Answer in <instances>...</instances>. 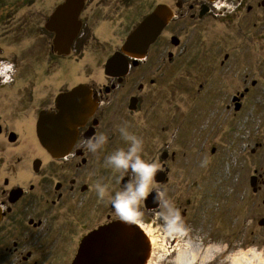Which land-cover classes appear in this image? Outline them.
<instances>
[{"label": "rangeland", "instance_id": "374dc122", "mask_svg": "<svg viewBox=\"0 0 264 264\" xmlns=\"http://www.w3.org/2000/svg\"><path fill=\"white\" fill-rule=\"evenodd\" d=\"M100 1L103 4L101 11L91 10L93 15L105 19L103 24L113 25L116 32L123 27L128 31L136 26L140 17H135L138 14L135 9L140 1L147 10L156 3V0H130L132 5L122 8L119 0ZM161 1L172 4L168 0H158ZM62 2L35 0L23 4L15 11L14 19L17 21L19 15L34 13L47 17L55 5ZM116 2V8L126 12L121 20L118 16L122 12H115ZM186 6L182 8L185 10ZM87 10L84 13L90 12ZM256 10L253 16L238 13L228 19L216 14L203 20H186L179 28L172 24L154 47L156 54L145 70H148V80H155V85L151 96L148 95V102L142 106L144 117L139 123L140 136L133 137L140 141L139 158L157 167L164 164L167 172L166 180L160 184L163 188L160 212L147 222L141 221L150 226L156 238L155 244L149 245L145 264H177L178 249L189 250L194 245L200 250L210 246L220 250L214 254L211 264H228L225 262L227 257L239 251L247 252L250 243L247 224L249 219L256 218L255 210L260 203L249 185L252 171L262 168L264 179V10ZM24 16L21 17L24 22L30 23L31 19ZM170 33L177 36L180 46L171 47ZM107 38L102 39L107 41ZM118 38L119 41L121 37ZM49 41L51 38L45 34L44 42ZM169 50L176 58L167 68L164 63ZM94 55L88 50L86 59L94 62L88 68L70 57H59L54 93L67 90L87 77L89 83L97 81L101 69L95 68L97 57ZM244 88L248 92L243 109L238 113L232 105L227 109L232 94L243 92ZM139 118L135 116L132 123L128 121L127 127L134 125L136 128ZM20 130L25 135L23 148L32 146L30 151H37L32 138L33 127ZM20 137L16 144L0 138V187L7 171L13 172L21 166L15 160L18 154L22 155L19 153ZM131 144L129 140L127 150ZM253 148L254 152L251 151ZM162 155L165 157L161 158ZM109 169V166H98L104 176ZM112 170L113 175L108 177L112 185L106 187L104 200L98 201L104 203L103 208L107 211L111 198L125 190L120 186V178L128 169L114 167ZM129 172L133 173L130 182L135 187L138 177L133 170ZM156 187L151 183L148 193ZM181 212L186 213L182 223L179 221ZM98 213L96 208L94 219ZM2 237L0 233V264H23L18 255L10 256L4 252L7 240ZM196 260L199 261V257ZM39 264H54V261L45 257ZM56 264L66 262L57 260Z\"/></svg>", "mask_w": 264, "mask_h": 264}, {"label": "flooded vegetation", "instance_id": "af4514ba", "mask_svg": "<svg viewBox=\"0 0 264 264\" xmlns=\"http://www.w3.org/2000/svg\"><path fill=\"white\" fill-rule=\"evenodd\" d=\"M34 1L0 0V138L16 144L17 137L22 136V143H19V153L22 155L18 154L15 158L16 163L21 166L13 172L7 171L0 187V233L3 235L2 239L7 240L3 246L4 252L10 256L18 255L21 258L18 260L23 264H39L45 257L52 259L54 264L57 260L69 264L75 256L81 238L90 231L107 223L128 222L116 215L111 204L107 211L103 208L104 203H98L100 199L102 202L104 197L97 195L96 185L97 182H102L101 186L111 187L112 182L108 181V177L113 175L114 166L108 162V158L118 151H128L126 147L129 140L122 136L120 129H125L128 135L132 133L130 136H140L142 129L139 123L144 117L141 114L142 106L148 102V95L151 96L152 87L155 85V80H148V70L145 69L149 60L156 54L154 47L159 43L162 34L166 33L172 24L179 28V24L186 20H203L216 14L228 19L238 13L253 16L257 12L256 8L264 10V0H168L172 2L171 5L156 0L154 6L148 10L140 1V5L135 9L138 12L135 17H140L136 26L128 31L123 27L118 32L113 25L103 24L105 19L102 20L97 14L93 15L92 11H101L103 4L100 0H82L83 6L77 18L80 27L70 44L68 54H59V48H55L52 42L53 32L45 28L53 11L47 17L37 15L38 13L27 16L24 14L25 19H31L30 23L24 22L21 18L23 14L15 21V11L23 4ZM92 3L93 6L87 10ZM118 3H121L119 6L122 8L132 5L130 0H119ZM118 3H114L115 8ZM186 4L187 8L184 10L182 7ZM160 5L167 7L170 17L143 57L123 52L122 46L126 37ZM85 10L90 12L86 14ZM122 11L115 9L117 13ZM122 15H126V12H122L118 20L123 19ZM45 34L51 41L44 42ZM106 37L107 41H104ZM116 37L121 38H118V41ZM168 37L172 48L180 46V41L174 33H170ZM104 42L106 43L103 44ZM88 50L97 57L94 59L95 68L101 69L97 81L89 83L90 79L87 77L85 81L76 82L67 90L61 89L54 93L59 57H70L81 63L83 68H88L94 63L89 58L86 59ZM119 53L121 56L118 57L115 72L113 75H105L107 60ZM173 58H176L174 52L167 51L166 63L163 62L167 68L174 63ZM75 87H80L83 91L79 96L71 98L67 105L88 107L90 113L76 128L77 133L70 150L60 157H52L37 139L35 126L38 116L43 111L56 113V96ZM247 92L248 89L244 88L243 92L232 94L230 104L226 108L230 109L232 105L235 113L242 110ZM135 116L140 117L137 127H127L128 121L132 123ZM22 127H33L32 138L37 151H30L32 146L23 148L25 135L20 130ZM9 137L13 138L12 141H9ZM101 137H104L102 143ZM90 142L99 143L100 146L92 151L88 147ZM257 146L260 147L258 144ZM214 150L211 149L212 152ZM254 150L253 148L251 151ZM162 153L167 154L163 151ZM98 166H109L110 169L104 176L100 174ZM127 169L126 174L120 178L122 188L126 184H132L130 179L134 178L133 173L129 172L131 167ZM261 171L262 168L254 169L250 176L251 191L253 195L258 196L260 203L255 210L256 218L252 217L247 224L250 243L246 250L252 249L257 253L260 250L264 254V179ZM156 172L164 173L163 181L166 180L167 169L164 164L157 167ZM155 179L154 174L152 183L157 187L147 193L139 205L141 218L129 223L142 224L160 212V194L163 192L160 184L163 181ZM96 208L99 213L94 219ZM185 215L186 213L181 212V223Z\"/></svg>", "mask_w": 264, "mask_h": 264}, {"label": "water", "instance_id": "95a60500", "mask_svg": "<svg viewBox=\"0 0 264 264\" xmlns=\"http://www.w3.org/2000/svg\"><path fill=\"white\" fill-rule=\"evenodd\" d=\"M83 6L82 0H64L55 7L45 24L49 32H53V44L59 48V54H68L80 22L77 19ZM165 5L154 9L131 32L122 46V51L135 57H143L148 46L156 40L169 20L170 13ZM174 40V39H173ZM117 54L109 58L104 68L105 75H113L118 61ZM83 91L75 87L56 96L54 105L57 112L43 111L39 113L36 136L39 144L51 154L60 157L70 150L75 139L76 128L90 113L88 107L68 106L67 102L79 96ZM9 137V141H12ZM162 158L165 155L161 156ZM156 181L165 179L164 173H155ZM144 232L138 225L116 221L93 229L82 237L75 256L69 264H145L149 244Z\"/></svg>", "mask_w": 264, "mask_h": 264}, {"label": "clouds", "instance_id": "9594fccd", "mask_svg": "<svg viewBox=\"0 0 264 264\" xmlns=\"http://www.w3.org/2000/svg\"><path fill=\"white\" fill-rule=\"evenodd\" d=\"M120 132L126 140L132 142L127 153L118 151L115 155L108 158V162L116 169H127L131 167L137 175L138 180L135 187L131 184L125 185V190L117 193L111 198L110 204L117 216L122 220L133 222L141 218L139 205L150 190L154 174L157 171L156 164H146L137 155L140 150V141L135 137L127 134L125 129L121 128ZM104 137L100 138L102 143ZM100 145L99 143H89L90 150L95 151ZM96 192L100 198L106 195V187L99 184L96 185Z\"/></svg>", "mask_w": 264, "mask_h": 264}, {"label": "bare ground", "instance_id": "6f19581e", "mask_svg": "<svg viewBox=\"0 0 264 264\" xmlns=\"http://www.w3.org/2000/svg\"><path fill=\"white\" fill-rule=\"evenodd\" d=\"M139 228L144 232L147 237L148 244L153 246L155 244L156 238L152 235L150 226L145 224H138ZM200 250L198 245H194L189 250L178 249L176 253V263L177 264H211L214 261V254H218L217 247L210 246L207 249L204 248ZM199 257V261L196 260ZM226 263L228 264H257L264 262V255L254 252L252 249L244 252L239 251L237 254L227 257Z\"/></svg>", "mask_w": 264, "mask_h": 264}]
</instances>
